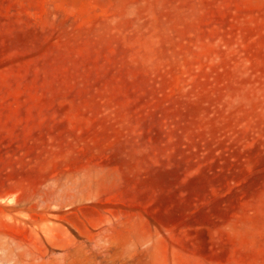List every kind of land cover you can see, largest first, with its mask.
<instances>
[{
	"label": "rangeland",
	"instance_id": "obj_1",
	"mask_svg": "<svg viewBox=\"0 0 264 264\" xmlns=\"http://www.w3.org/2000/svg\"><path fill=\"white\" fill-rule=\"evenodd\" d=\"M0 264H264V0H0Z\"/></svg>",
	"mask_w": 264,
	"mask_h": 264
}]
</instances>
